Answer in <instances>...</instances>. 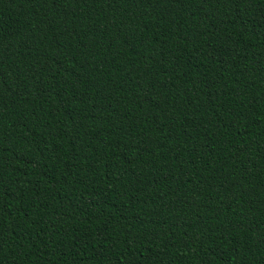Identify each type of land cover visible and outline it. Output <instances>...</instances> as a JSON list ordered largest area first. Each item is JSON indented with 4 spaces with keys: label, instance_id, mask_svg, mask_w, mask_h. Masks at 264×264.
<instances>
[{
    "label": "trees",
    "instance_id": "obj_1",
    "mask_svg": "<svg viewBox=\"0 0 264 264\" xmlns=\"http://www.w3.org/2000/svg\"><path fill=\"white\" fill-rule=\"evenodd\" d=\"M0 264H264V0H0Z\"/></svg>",
    "mask_w": 264,
    "mask_h": 264
}]
</instances>
